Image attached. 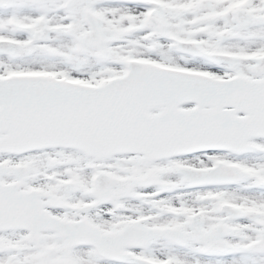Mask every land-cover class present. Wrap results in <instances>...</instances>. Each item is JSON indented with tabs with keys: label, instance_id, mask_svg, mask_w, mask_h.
<instances>
[{
	"label": "snow or ice",
	"instance_id": "1",
	"mask_svg": "<svg viewBox=\"0 0 264 264\" xmlns=\"http://www.w3.org/2000/svg\"><path fill=\"white\" fill-rule=\"evenodd\" d=\"M0 264H264V0H0Z\"/></svg>",
	"mask_w": 264,
	"mask_h": 264
}]
</instances>
